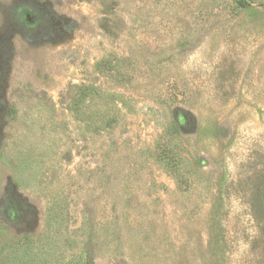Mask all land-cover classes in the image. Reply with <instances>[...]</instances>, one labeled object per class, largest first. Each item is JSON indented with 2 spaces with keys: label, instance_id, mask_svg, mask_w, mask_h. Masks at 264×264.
Here are the masks:
<instances>
[{
  "label": "rangeland",
  "instance_id": "obj_1",
  "mask_svg": "<svg viewBox=\"0 0 264 264\" xmlns=\"http://www.w3.org/2000/svg\"><path fill=\"white\" fill-rule=\"evenodd\" d=\"M0 264H264V0H0Z\"/></svg>",
  "mask_w": 264,
  "mask_h": 264
},
{
  "label": "trees",
  "instance_id": "obj_2",
  "mask_svg": "<svg viewBox=\"0 0 264 264\" xmlns=\"http://www.w3.org/2000/svg\"><path fill=\"white\" fill-rule=\"evenodd\" d=\"M248 0H240L241 4H246Z\"/></svg>",
  "mask_w": 264,
  "mask_h": 264
}]
</instances>
